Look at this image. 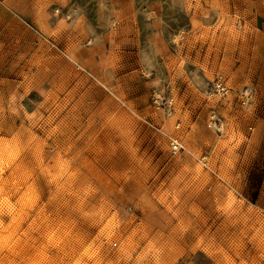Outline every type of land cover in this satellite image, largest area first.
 Wrapping results in <instances>:
<instances>
[{"label":"rangeland","instance_id":"1","mask_svg":"<svg viewBox=\"0 0 264 264\" xmlns=\"http://www.w3.org/2000/svg\"><path fill=\"white\" fill-rule=\"evenodd\" d=\"M0 264H264V0H0Z\"/></svg>","mask_w":264,"mask_h":264},{"label":"built area","instance_id":"2","mask_svg":"<svg viewBox=\"0 0 264 264\" xmlns=\"http://www.w3.org/2000/svg\"><path fill=\"white\" fill-rule=\"evenodd\" d=\"M214 84L217 90L222 94H225L228 91L227 85L220 78L216 79ZM161 100L160 93L154 89L152 93V102L155 104V107L165 110L166 113H171L173 110L172 98L167 97L164 102ZM170 145L173 152L178 151L182 147L181 143L176 138L171 139Z\"/></svg>","mask_w":264,"mask_h":264}]
</instances>
